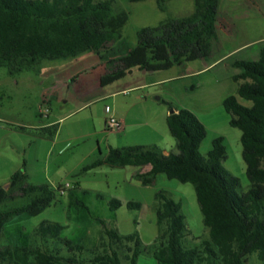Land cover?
<instances>
[{
    "label": "rangeland",
    "instance_id": "374dc122",
    "mask_svg": "<svg viewBox=\"0 0 264 264\" xmlns=\"http://www.w3.org/2000/svg\"><path fill=\"white\" fill-rule=\"evenodd\" d=\"M115 10L116 17L125 23L111 32L110 41L85 54L107 47L121 35L127 45L135 47L141 29L191 16L195 0H165L163 9L157 0H115ZM219 11L218 39L210 58L165 73L134 69L133 75L127 76L128 82L148 84L147 88L132 93L130 102L135 120L128 130L109 131L104 124L105 107L120 106L124 110L129 103L127 95L102 102L96 97L91 100L93 104L79 110L80 104L67 101L66 89H56L63 76L72 71L68 65L75 58L44 61L39 74L24 72L11 76L6 68H0V186L7 189L11 177L25 169L28 182L35 186L48 185L56 192L64 188V192L57 193L52 207L39 216L20 215L10 220L1 234L0 245L32 246L36 242V228L43 222H52L65 228L63 238L95 249L105 236L104 222L122 237L138 233L144 247L153 252L161 233L156 200L161 191L182 205L186 226L192 233L184 246H198L208 239L193 185L161 174L153 185L145 186L138 174L146 169L139 167L102 166L88 172L83 169L106 157L110 149L161 145L156 146L161 152L177 153V142L165 119L170 104L173 109L191 111L205 126L207 137L200 147L202 156L212 150L215 139L223 138L228 154L224 167L240 180L239 193L248 192L242 132L231 127L224 102L235 96L242 104L251 106L238 96L234 76L239 70L232 65L259 58L264 47V0H220ZM166 75L175 80L161 83L160 79ZM113 83L102 91L115 88L118 82ZM72 202H81L86 207L75 203L71 206ZM130 202L141 208L130 210L127 206ZM21 203L18 200L11 206ZM139 264L159 263L152 254L143 253ZM197 264L222 263L217 260L211 263L203 254ZM248 264L264 262L256 254L249 257Z\"/></svg>",
    "mask_w": 264,
    "mask_h": 264
},
{
    "label": "trees",
    "instance_id": "16d2710c",
    "mask_svg": "<svg viewBox=\"0 0 264 264\" xmlns=\"http://www.w3.org/2000/svg\"><path fill=\"white\" fill-rule=\"evenodd\" d=\"M157 2L163 9L165 0ZM219 7L220 0H195L191 16L141 29L134 49L116 60L110 81H121L134 69L165 72L210 58L218 39ZM115 13V0H0V68H6L11 76L39 74L44 61L76 58L97 50L125 23ZM233 66L239 70L234 76L238 96L251 106L231 96L224 107L231 127L242 132L248 192L239 193L240 180L224 167L228 154L223 138L214 140L206 157L200 154L207 131L189 110L166 119L177 153L164 155L156 146L110 149L106 157L83 169L150 166L149 172L138 174L145 186L153 185L161 174L193 185L208 239L198 246H184L192 233L182 205L161 191L156 195L161 233L153 252L144 247L138 233L122 237L104 222L105 236L95 249L63 238L65 228L60 224L43 222L34 232V245H0V264H139L143 253L152 254L159 264H197L203 254L211 263L248 264L249 257L256 254L264 262V47L257 60L236 61ZM62 192L63 187L56 192L48 185L29 183L25 169L16 172L7 189L0 186V238L10 220L20 215L39 216ZM18 200L22 203L11 206ZM74 203L71 206L86 207ZM127 206L130 210L141 208L131 202Z\"/></svg>",
    "mask_w": 264,
    "mask_h": 264
},
{
    "label": "crops",
    "instance_id": "0c3cea01",
    "mask_svg": "<svg viewBox=\"0 0 264 264\" xmlns=\"http://www.w3.org/2000/svg\"><path fill=\"white\" fill-rule=\"evenodd\" d=\"M133 49L134 47L127 45L124 37L121 35L114 38L109 44H107V47H102L98 51L90 52L88 54H83L84 56L80 55L76 57L73 60V63L68 65V68L70 69V71H72L69 74L63 76L60 84L61 87L56 86V89H66L68 92L67 101L77 102L78 104H80L81 107L79 108V110L87 108L88 106L93 104L91 100L95 99L96 97H99L98 101L102 102L111 100L113 98H118L121 94L127 95L129 103L125 104L126 107L124 105V110L120 106H116V108L114 106L113 109L117 119L123 123V129L128 130V128L133 124L132 121L135 120L133 119L135 116L132 115L134 106L133 103L130 102V100H132V93L147 88L148 84L141 82L131 83L128 82L126 77L120 82L117 81L119 84L116 82L117 85L115 86V88H109V90L105 91H102V89L104 88V86L113 83L110 80L115 74L116 60L128 55ZM212 66L213 65L206 67L202 71L207 70ZM174 68H172L171 70H173ZM134 71L131 75H133ZM160 80L161 83L170 82L172 80H175V77L166 75ZM141 97L142 96H138V98ZM178 111L180 110L173 109V107L169 104V111L167 112L165 119H167L170 114L177 113ZM104 124L106 128V118L104 120ZM151 146H158L160 148L162 147L161 145ZM162 153L164 155H169L170 153H174V151H163ZM145 169L146 171H143L144 173H147L151 170V167L147 166L145 167ZM135 174H137V172H135Z\"/></svg>",
    "mask_w": 264,
    "mask_h": 264
},
{
    "label": "built area",
    "instance_id": "2783aa9c",
    "mask_svg": "<svg viewBox=\"0 0 264 264\" xmlns=\"http://www.w3.org/2000/svg\"><path fill=\"white\" fill-rule=\"evenodd\" d=\"M106 129L109 131H119L123 129V123L117 119L114 109L111 106L105 108Z\"/></svg>",
    "mask_w": 264,
    "mask_h": 264
}]
</instances>
